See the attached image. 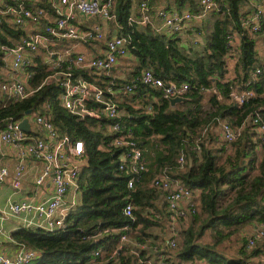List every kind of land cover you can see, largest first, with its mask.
I'll use <instances>...</instances> for the list:
<instances>
[{
	"label": "trees",
	"instance_id": "1",
	"mask_svg": "<svg viewBox=\"0 0 264 264\" xmlns=\"http://www.w3.org/2000/svg\"><path fill=\"white\" fill-rule=\"evenodd\" d=\"M115 1L116 35L131 40L130 55L136 63L124 78L117 76L119 68L110 77L92 69L76 75L120 92L114 99L123 114V133L132 135L142 150L147 172L129 188L131 176L119 168L121 152L105 148L116 135L107 132L106 124L81 120L65 110L60 83L49 78L52 71L42 56L34 57L37 65L30 69L28 84L33 93L21 102L2 96L0 124L20 120L28 111L40 112L61 136L82 140L86 151L78 179L80 200L64 227L21 228L12 239L38 253L31 264H146L158 255L168 264H256L257 259L263 264L264 239L252 248L248 243L253 230L264 224V150L253 125L257 118L264 125V73L249 84L253 73L264 67L257 51L264 20L262 32L252 37L243 27L250 15L244 10L247 0H213L216 7L195 32L203 44L195 40L185 46L180 35L168 36L152 24L137 23L141 4L147 3L150 16L161 9L199 15L201 0ZM130 19L136 22L130 24ZM236 32L242 40L236 46L237 75L230 80L228 38ZM24 36L7 22L0 28V43L13 45ZM144 70L166 83L188 84L190 90L183 96L187 101L173 106L162 90L141 82ZM130 85L136 86L132 93L122 91ZM251 88L255 98L244 105L230 102L232 90ZM223 124L242 129L234 143L224 140ZM161 175L199 192L192 200L198 203L196 213L187 214L174 232L167 193L152 186ZM128 205L134 208L133 217L125 216ZM123 236L128 241L121 246ZM171 240L175 248L168 244Z\"/></svg>",
	"mask_w": 264,
	"mask_h": 264
},
{
	"label": "built area",
	"instance_id": "2",
	"mask_svg": "<svg viewBox=\"0 0 264 264\" xmlns=\"http://www.w3.org/2000/svg\"><path fill=\"white\" fill-rule=\"evenodd\" d=\"M250 1L254 4L253 10L244 21L243 27L250 36L254 37L262 32L264 0ZM115 3V0H9L8 2L0 0V28L7 22L16 30L25 32V36L18 43L13 45L0 43V60L3 61V67L7 64L10 66V78L0 84V97L6 96L14 102L26 100L33 93L28 85L33 77L30 69L37 65L33 59L42 56L43 62L48 65L49 71H52L49 78L57 80L62 88L60 105L81 120L106 124L107 132L116 135L105 145V148L121 152L119 168L131 176L129 188L132 189L136 180L147 172V167L142 150L133 141L132 135L123 133V114L114 99L115 94L120 92L111 88L104 90L76 75V71L92 69L100 75L110 77L118 64L130 56V39L116 34L108 36L100 25L84 24V21L88 22L94 18L106 23L118 24L117 16L113 12ZM201 5L203 11L199 15H194L189 10L181 12L175 9L159 10L156 17L160 20L161 26L157 31L168 36L182 35L188 31L191 22L205 18L209 11L216 7L213 0H201ZM48 6L51 11L46 9ZM141 7V17L137 23L151 24L147 3L143 2ZM135 22L130 19V24ZM228 39L232 52L239 45L238 43H241L242 35L236 32ZM71 42L75 45L70 46ZM91 43H102L103 52L97 56L87 57L75 50L80 44ZM263 73L264 67L258 68L249 84L259 80ZM141 77L144 85L162 90L165 98L169 100L183 97L190 90L186 83L164 82L151 70H144ZM135 89L136 86L130 85L122 91L129 94ZM204 91L210 93L213 90ZM256 96V91L252 88L234 89L230 93L229 100L231 103L244 105ZM25 119H29L31 123V133L19 127ZM253 125L260 140V149L264 150V125L260 123L259 118L253 120ZM241 134L242 129H234L228 124L222 125V135L227 143H234ZM0 138L5 144L14 148L19 158L11 180L15 190L22 188L29 161H36L42 165L41 172L35 180L36 190L40 189L48 179L53 185V195L48 202H10L2 217L7 219L11 216L33 214L37 218V223L29 222L27 228L54 231L64 227L68 213L78 205L76 194H80L78 179L84 164L85 143L82 140L74 141L68 136H61L47 115L33 111L31 114L26 113L20 120H11L3 126L0 130ZM180 161L184 162V159L181 158ZM10 175L8 167L0 169V188ZM152 186L167 193L166 201L168 212L171 214L172 232L176 231L180 221L186 219L187 214L196 213L198 203L192 200L198 196V191L182 187L179 182H174L165 175L154 178ZM133 210V206L128 205L124 211L125 216L133 217ZM263 239L264 224L255 228L250 234L248 246L252 248ZM127 241V237L123 236L121 246ZM168 244L172 248L176 247L174 240ZM96 256H99V252ZM37 257V252L27 249L11 257L0 248V264H31ZM90 264L98 263L93 260ZM150 264L168 263L161 257Z\"/></svg>",
	"mask_w": 264,
	"mask_h": 264
},
{
	"label": "crops",
	"instance_id": "3",
	"mask_svg": "<svg viewBox=\"0 0 264 264\" xmlns=\"http://www.w3.org/2000/svg\"><path fill=\"white\" fill-rule=\"evenodd\" d=\"M253 5L254 4L252 1L247 0L244 10L247 13H251L253 10ZM204 19H206V17L201 20H194L193 22L190 23L188 31L180 35V37L183 39L185 46L189 42H191L194 38H197V35L195 32L196 30H198V27L202 26ZM91 22L92 21H88V22L84 21V24L86 26H91L93 25ZM104 23L105 24L102 27L104 29V32L108 36L118 33L119 27H117L116 25H113V26L108 25L106 22ZM151 24L156 30L161 26V22L156 17L155 13L151 15ZM190 38H192V40ZM72 44H75V43L71 42V45ZM238 44L240 45L241 43H238ZM103 48L104 47L102 43H91L88 45L80 44L77 46L75 50L78 53L84 54L87 57H93V56H97L98 54H100V52H103ZM127 59L129 60L134 59V63H136V59L132 55L126 58V60ZM1 70L2 69H0V80L2 81L4 80L3 82H5L6 80L3 79V77H6V79H8V77L10 78V74H9V71L7 73H4ZM130 70H131L130 66L124 68L121 71L119 70L117 76L124 78L125 75L130 72ZM118 96L120 95L116 93L115 97H118ZM18 163H19V158L14 148L12 146L5 144L0 138V169L2 167H8L10 170V174H11L10 177L7 179L6 183L0 188V248H2V250L11 257H15L21 254V252L24 250V247L18 246L14 242V240L12 239V234L21 228H27V224L29 222L37 223V218L33 214H23L19 217L11 216L7 219L3 218L2 216L4 212L8 209L9 203L10 202H18V203L19 202H38V203L41 202V203H44V202H48L53 195V185L50 179H48L46 183L40 189L36 190V188L34 187L35 180L37 176L40 174L41 168H42V165L36 161H29L27 165L26 179L23 181L22 188L20 190H15L11 185V180L13 176V171L17 167ZM184 207L187 208V205L184 204ZM158 259H161V255L153 257L146 264H150L154 261H157ZM262 259L264 260V258ZM262 263L264 264L263 261Z\"/></svg>",
	"mask_w": 264,
	"mask_h": 264
},
{
	"label": "rangeland",
	"instance_id": "4",
	"mask_svg": "<svg viewBox=\"0 0 264 264\" xmlns=\"http://www.w3.org/2000/svg\"><path fill=\"white\" fill-rule=\"evenodd\" d=\"M90 21H92L91 23L93 25L104 26V24H105L102 20H98V19H95V18L91 19ZM107 24L108 25H112V26L114 25V24H112L110 22H107ZM190 39L192 40V38H190ZM258 39H259V42L257 43V51H258L259 56L262 59H264V35L259 36ZM195 40L200 41V43H202V44L204 42V39L203 38L201 39V37H199V36H197V38H194L191 42H195ZM69 45L73 46L75 44H72V45L69 44ZM239 53L240 52L238 51V49L235 48L232 51V53L230 54V56H228V59H229L228 60V62H229V74H228L227 78L230 79V80H233L236 77L237 73H236V70H235V68H236L235 65H236V63H237V61L239 59ZM133 63H134V59H132V60L127 59V60L121 61L118 64L117 68H119V70L121 71L124 68L132 65ZM0 66H2L0 69H2L1 71L4 72V73H7L10 70V66L8 64L3 67V61L2 60H0ZM3 79L7 80L6 77H3ZM31 118H32V116H31ZM0 129H3V126H0ZM79 200H80V194H76L77 203H79ZM231 246L233 248L232 251H235V245L232 244ZM229 252L231 253V250H229ZM261 260L264 262L263 259H261ZM255 262H256V264L257 263L260 264L261 261H260V259H257Z\"/></svg>",
	"mask_w": 264,
	"mask_h": 264
},
{
	"label": "water",
	"instance_id": "5",
	"mask_svg": "<svg viewBox=\"0 0 264 264\" xmlns=\"http://www.w3.org/2000/svg\"><path fill=\"white\" fill-rule=\"evenodd\" d=\"M186 101L187 99L184 97H176V98L170 99V102L173 106L179 103L186 102ZM27 114H31V111H28ZM19 127L21 130L26 131L28 133L32 132V127H31V123L29 119H25L22 123H20Z\"/></svg>",
	"mask_w": 264,
	"mask_h": 264
}]
</instances>
